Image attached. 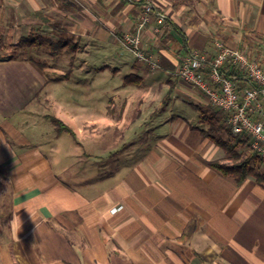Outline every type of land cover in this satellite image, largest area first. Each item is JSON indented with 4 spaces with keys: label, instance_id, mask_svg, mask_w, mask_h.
Segmentation results:
<instances>
[{
    "label": "crops",
    "instance_id": "0c3cea01",
    "mask_svg": "<svg viewBox=\"0 0 264 264\" xmlns=\"http://www.w3.org/2000/svg\"><path fill=\"white\" fill-rule=\"evenodd\" d=\"M144 1L0 2V42L9 47L33 25L55 30V18L75 34L70 63L77 61V71L91 75L89 89L97 87L101 69L89 60L91 42L106 50L103 69L112 78L119 67L130 71L107 86L110 119L104 118L98 131L96 115L80 112V97L64 94L70 73L58 74L48 64L40 68L24 55H2L0 48V264H264V186L250 174L237 183L210 165L226 155L203 128L172 113L144 132L142 144L123 139L134 135L132 120H142L144 113L152 124L155 110L175 100L176 93L209 104L174 75L188 49L212 52L213 41L220 39L264 69V0H151L167 17L160 32L154 31L152 17L140 25ZM97 15L101 26L91 33L98 28L91 21ZM128 32L139 36L146 60L123 44ZM112 45L126 49H118L116 61ZM155 69L167 74L158 82L169 85V99L148 92ZM45 103L53 115L43 111ZM16 114L17 124L11 121ZM51 116L70 126L75 137L58 131ZM36 121H51L54 130L22 132L20 126L31 128ZM111 130L124 142L92 145Z\"/></svg>",
    "mask_w": 264,
    "mask_h": 264
},
{
    "label": "rangeland",
    "instance_id": "374dc122",
    "mask_svg": "<svg viewBox=\"0 0 264 264\" xmlns=\"http://www.w3.org/2000/svg\"><path fill=\"white\" fill-rule=\"evenodd\" d=\"M37 3L40 2V0H36ZM60 2L61 0H55ZM0 2L5 3L4 0H0ZM62 2H64V0H62ZM83 4V3H82ZM62 5V4H60ZM84 9L88 10V6L83 4ZM67 7V6H66ZM81 7V6H80ZM70 9V8H68ZM59 10V9H58ZM59 12H61V9L59 10ZM85 15L89 18L90 17V12H86ZM95 15V14H92ZM91 18V17H90ZM101 16L97 15V17L94 16V18L91 20L93 23H96V25L98 26V28H89L88 26H82V30H90L91 33H94L96 30L98 31V29L100 28V23L98 21V19H100ZM58 20H56L55 18L53 19V23H55V25L53 26V28H55V30H49L46 31V28L41 27V23H39L38 25H33L32 29H31V34L32 35H36V34H43L45 36H49L50 38L56 39L60 34H64V36L70 38L73 41H76L74 38L75 34L70 33V31H67L66 29L64 30V28H60V24L57 23ZM57 24V26H56ZM57 31V32H56ZM89 31V32H90ZM97 33H101V30H99V32ZM225 43L231 45V42H226ZM8 41H1L0 42V48H1V52L2 55L3 54H13L15 56L19 55H24L25 57H29L31 56L32 58H34L35 60H38L39 62H44V65L48 64V67L51 69H56L60 72H58V74L60 73H70L69 77L70 78H65L64 80H66L67 82L65 83H69L70 86H68L69 88H65L64 89V94L65 96H72V94L74 93L76 95V97H80V101H81V105H78L80 108V112L82 114H85L86 116L90 115V114H95L96 117L99 119V127H98V131H102L103 130V126L106 124V121L104 118H108L107 121L110 119V117H108V115H106V106L107 103H109V99L112 97L109 93V90L107 89V86H112L115 84H118L121 82V79L123 78L124 75L129 74V70L125 69V68H121L119 67L118 72L115 74V77L113 76V78L110 76L109 73L105 72L103 69V65H106L104 63V61L107 60V57L104 56V48L101 46V44H99L97 41L95 42H91L90 45L87 44V50L90 52V57L89 60L91 61L92 64H95L97 66H100L99 69L100 71L97 72L96 78H95V83H97V87L95 88V90H93L92 88L89 89V84H90V80L89 77L91 75H89L88 71H80L78 72V62L75 61L74 64L70 63V59H69V55L71 54L68 51H70L71 49H69L68 47H66L65 52L63 51L58 53L55 57H50L49 54V46L47 45V43H38V44H34L32 46L26 47V48H17V47H9L8 45ZM121 51H119V50ZM112 50H113V54H115V61L120 59L121 57L119 56V52H124L126 51L125 48L122 49V47L118 48L117 46L112 45ZM106 51V50H104ZM119 51V52H118ZM92 52V53H91ZM89 65V63H88ZM69 68H71L69 70ZM54 70V71H56ZM52 73V72H50ZM56 73V72H54ZM57 74V75H58ZM150 75V80L147 81V84L150 85V88L148 90V92H151V97H155L154 99H158V97H166V99H169L170 97H167L166 94H168V90L169 85L165 82L159 81L158 82V78L163 77L164 79L167 78V74L163 73L162 71H160V69H155L154 73L149 74ZM129 80H131L129 78ZM111 83H108L110 82ZM164 83V84H163ZM74 86L75 88L73 89ZM106 87V88H105ZM194 93L196 92V94H201L198 91L193 90ZM78 93V94H77ZM197 94V95H198ZM60 99L62 98V91L59 90L58 94H57ZM187 95L190 96V98H186V96L176 93V99L175 100H171L168 105L166 107H164L162 104L159 105V109H157V111L155 109H153V111L155 110V120L152 121V124H150L149 119H147L146 114H142L139 117H142V120H132L131 121V129L132 131H134V135H126L123 139L127 142L128 145L131 144H142L143 139H144V132L147 134L152 128L154 129V125L159 124V123H164L165 119L167 117L170 116V114H177V115H181L183 117H185L187 120H189L190 122H192V124L198 125L199 127L203 128L202 130H209L210 133L216 135V136H222L225 138L229 137V132L227 130V124H226V120L224 121V116L222 114V112H220L219 109L213 107L209 102V104H204L205 102L201 101L200 98H197L196 96H192L190 95V93ZM96 99L95 105L93 104L94 100ZM90 101V103H89ZM192 103H196L200 109L194 108L192 106ZM45 106H43V111L47 112V113H53L52 108L50 107V104L45 103L43 104ZM33 106V105H30ZM76 106V104H74V102H71L70 107H78ZM157 108V107H155ZM76 109V108H75ZM219 110V111H218ZM201 112V113H200ZM204 113L205 117H201V114ZM23 114V113H21ZM213 114V115H212ZM215 114V115H214ZM53 115V114H52ZM214 116L215 118L211 117ZM128 119H129V115H127ZM146 117V118H145ZM165 117V119L163 118ZM208 117V118H207ZM20 118V114H16L15 116H13L11 118V121L15 124L18 123V119ZM112 118V117H111ZM160 118V119H159ZM33 119V117L31 118ZM83 118L80 119V121ZM145 119H147L145 121ZM224 127H220L219 126L222 124ZM149 123V124H147ZM32 126H30L31 128H28L26 125L24 126H20V128L22 129V132L26 133V132H30L32 131L33 134H36L42 129L45 128V131L48 132V130H54V126L52 125L51 121H47V122H43V121H36L33 124H31ZM161 125V124H160ZM159 125V126H160ZM158 126V128H159ZM219 129H218V128ZM141 133V134H140ZM136 134V135H135ZM141 136H140V135ZM117 135V136H116ZM64 136H66L67 138L71 139V135L69 137L68 134H64ZM105 138L103 141H100L97 144H92L93 146H97L98 148H103V146L108 143L109 145H113L112 142L120 144L122 142H124V140H122V138L118 137V132L111 130L110 131H106L105 132ZM98 142V140H97ZM84 143L82 142V145ZM82 148L87 149L88 146L87 144L83 145ZM239 151L241 152V154L243 155V157L249 156L250 155V150L248 148V143L246 145H240L238 147ZM89 150V148H88ZM226 155V154H225ZM223 162H228V160H225ZM250 165L252 166V168H254V170H258V171H263L264 170V159H252V161L250 162Z\"/></svg>",
    "mask_w": 264,
    "mask_h": 264
},
{
    "label": "built area",
    "instance_id": "2783aa9c",
    "mask_svg": "<svg viewBox=\"0 0 264 264\" xmlns=\"http://www.w3.org/2000/svg\"><path fill=\"white\" fill-rule=\"evenodd\" d=\"M151 17L155 32L167 28L164 12L151 0L144 1L140 25ZM123 42L135 56L147 59L137 33H126ZM213 46L212 52L188 49L174 75L190 89L200 92L213 107L225 112L230 132L248 136L250 152L264 159V69L244 51L220 39H215Z\"/></svg>",
    "mask_w": 264,
    "mask_h": 264
},
{
    "label": "trees",
    "instance_id": "16d2710c",
    "mask_svg": "<svg viewBox=\"0 0 264 264\" xmlns=\"http://www.w3.org/2000/svg\"><path fill=\"white\" fill-rule=\"evenodd\" d=\"M143 3V2H142ZM38 43H47L49 46V54L56 55L63 48L68 47L71 49L70 51H75L77 48L76 42H73L70 38L64 36V34H60L56 39L50 38L49 36H45L43 34L32 35L31 32L25 36H21L16 44L18 48H26ZM243 51V50H242ZM29 60L35 63L40 68H43L44 62H39L38 60H34L31 56H29ZM54 79H61V77H55ZM126 82H129V76L125 78ZM219 111V110H218ZM224 116V121L226 120L225 112L221 111ZM201 113V112H200ZM213 115V114H212ZM215 115V114H214ZM205 117V114L202 113L201 117ZM215 118L214 116H211ZM208 118V117H207ZM51 121L57 127L58 131H66L73 137H75V133L73 129L63 123L60 119L51 116ZM224 127L223 122L219 126V128ZM218 128V127H217ZM218 128V129H219ZM227 130L229 132V137L225 138L222 136H216L209 132V130H202V134L204 136H208L217 146L222 148L226 154V160L228 162H220L218 160L210 161V165L220 169L224 174H230L234 177L237 183H241L247 175H252L255 180L264 186V170L258 171L254 170L250 165L252 159L260 160L258 156L253 153H250L249 156L243 157L238 147L240 145H246L248 143L249 137L246 135H234L230 132L229 127L227 126Z\"/></svg>",
    "mask_w": 264,
    "mask_h": 264
}]
</instances>
